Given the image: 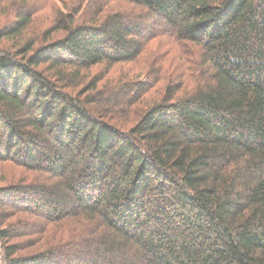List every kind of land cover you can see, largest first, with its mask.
<instances>
[{
  "label": "trees",
  "instance_id": "trees-1",
  "mask_svg": "<svg viewBox=\"0 0 264 264\" xmlns=\"http://www.w3.org/2000/svg\"><path fill=\"white\" fill-rule=\"evenodd\" d=\"M3 1L0 264H264V0Z\"/></svg>",
  "mask_w": 264,
  "mask_h": 264
},
{
  "label": "rangeland",
  "instance_id": "rangeland-1",
  "mask_svg": "<svg viewBox=\"0 0 264 264\" xmlns=\"http://www.w3.org/2000/svg\"><path fill=\"white\" fill-rule=\"evenodd\" d=\"M62 1L63 0H34L36 8L34 9L33 21L28 26L27 32H35L36 34H34V36L37 35L41 40L45 29L49 28L52 25V20H54V17L57 16V11L61 9L66 12V8L63 7L64 5L62 4ZM5 4V1L0 0V26L5 21H7V19L12 18H9L10 15H5L2 11V7ZM58 34L59 33L52 34V38L57 37L56 35ZM4 42L6 43L5 40H0V44H4ZM153 44L155 45V43ZM160 46L165 50V53L163 57L161 56V59L158 58L157 61L159 63H162V73L165 75L166 70L169 69L168 66L172 67L174 62L178 60V57L180 55V48L171 37L169 38L167 36L160 37ZM153 48L155 47L152 44H149L139 58L135 59L134 61L116 64L107 72H103V79L101 80V82H99V85H103L104 83L106 84L116 82L120 78H125V76H128V80L132 81L144 77L148 69V60H153V57L150 56ZM166 60L168 61L166 62ZM101 69L102 66L93 67L91 69L92 75L96 76L99 72H102ZM154 85L159 86V83H156ZM22 175H24V172L15 164H12L10 162H0V185H5L10 182L16 181Z\"/></svg>",
  "mask_w": 264,
  "mask_h": 264
}]
</instances>
